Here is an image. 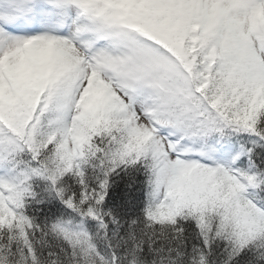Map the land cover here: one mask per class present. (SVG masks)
Instances as JSON below:
<instances>
[{"label": "snow or ice", "instance_id": "1", "mask_svg": "<svg viewBox=\"0 0 264 264\" xmlns=\"http://www.w3.org/2000/svg\"><path fill=\"white\" fill-rule=\"evenodd\" d=\"M0 264H264V0H0Z\"/></svg>", "mask_w": 264, "mask_h": 264}]
</instances>
